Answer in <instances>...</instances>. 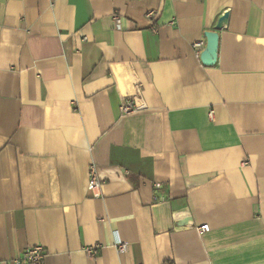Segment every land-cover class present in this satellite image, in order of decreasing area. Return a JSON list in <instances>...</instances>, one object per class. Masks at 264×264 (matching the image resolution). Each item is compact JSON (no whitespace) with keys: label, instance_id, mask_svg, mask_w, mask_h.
<instances>
[{"label":"crops","instance_id":"obj_1","mask_svg":"<svg viewBox=\"0 0 264 264\" xmlns=\"http://www.w3.org/2000/svg\"><path fill=\"white\" fill-rule=\"evenodd\" d=\"M34 245L42 264H264V0H0V264Z\"/></svg>","mask_w":264,"mask_h":264},{"label":"built area","instance_id":"obj_2","mask_svg":"<svg viewBox=\"0 0 264 264\" xmlns=\"http://www.w3.org/2000/svg\"><path fill=\"white\" fill-rule=\"evenodd\" d=\"M149 15L151 16L152 14H149ZM113 20H114L115 24L118 25L120 22V17L117 15H114ZM192 47L195 51L196 57L198 58V60L202 64L201 55L205 50V41L199 40V41L195 42L192 45ZM138 110H139V106L137 105V103L134 100H126L119 107V111H120V114L122 117L136 113ZM101 186H102V182L100 181V179L97 176L95 166L90 165L88 168L87 187H88V190L91 192L93 198H98L100 196ZM154 188L156 190H158V189H160V185L155 184ZM154 200H157V198H154ZM197 231L200 235H202V234L209 231V227L206 224H202L197 228ZM96 248H98V246H96L94 248H88L86 250V252L90 256H92L93 254L96 253ZM115 248H116V252L119 255L124 254L128 249L127 244L124 242H117ZM45 256H46V252L43 249V247L39 246V245H34V246L26 248L22 252L21 257L18 260V264H42Z\"/></svg>","mask_w":264,"mask_h":264},{"label":"water","instance_id":"obj_3","mask_svg":"<svg viewBox=\"0 0 264 264\" xmlns=\"http://www.w3.org/2000/svg\"><path fill=\"white\" fill-rule=\"evenodd\" d=\"M205 38L206 49L201 55V62L204 65H211L216 58L217 36L214 33H207Z\"/></svg>","mask_w":264,"mask_h":264}]
</instances>
